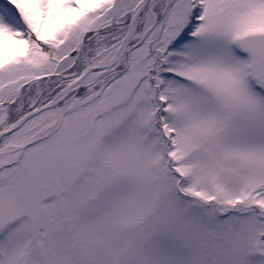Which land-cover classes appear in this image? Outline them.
I'll list each match as a JSON object with an SVG mask.
<instances>
[{
  "label": "snow or ice",
  "instance_id": "obj_1",
  "mask_svg": "<svg viewBox=\"0 0 264 264\" xmlns=\"http://www.w3.org/2000/svg\"><path fill=\"white\" fill-rule=\"evenodd\" d=\"M0 264H264V0H0Z\"/></svg>",
  "mask_w": 264,
  "mask_h": 264
}]
</instances>
